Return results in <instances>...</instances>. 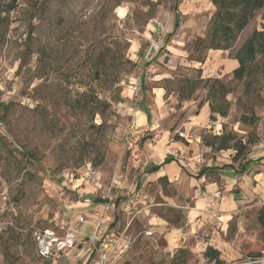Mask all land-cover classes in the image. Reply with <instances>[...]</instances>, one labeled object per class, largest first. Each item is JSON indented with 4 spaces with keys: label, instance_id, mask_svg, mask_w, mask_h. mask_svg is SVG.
<instances>
[{
    "label": "rangeland",
    "instance_id": "1",
    "mask_svg": "<svg viewBox=\"0 0 264 264\" xmlns=\"http://www.w3.org/2000/svg\"><path fill=\"white\" fill-rule=\"evenodd\" d=\"M214 12L209 0H0V192L7 188L11 201L0 212V264H53L37 257L33 233L57 230L71 202H84L93 187L99 198L113 180L121 182L112 189L120 226L128 221L122 203L134 199L185 236L170 249L161 233L141 235L124 264H170L179 249L189 250L187 264H216L204 257L208 246L224 264H264V166L256 181L252 171L239 172L264 155V78H253L246 94L227 67L263 30L264 9L231 49H196L210 36ZM171 17L178 27L173 21L164 30ZM156 18L164 26L147 30ZM208 79L229 90L228 105L209 93ZM191 84L197 89L185 100ZM211 105L226 116L212 120ZM136 110L151 122H137ZM251 111L254 126L241 121ZM223 133L256 142L234 161L235 150L204 143ZM165 155L177 161L176 177L138 189L141 172ZM224 166L200 179L202 170ZM144 230L151 229L136 219L132 233ZM76 260L73 252L57 264Z\"/></svg>",
    "mask_w": 264,
    "mask_h": 264
},
{
    "label": "trees",
    "instance_id": "2",
    "mask_svg": "<svg viewBox=\"0 0 264 264\" xmlns=\"http://www.w3.org/2000/svg\"><path fill=\"white\" fill-rule=\"evenodd\" d=\"M209 1L215 7L211 33L208 38L203 39L199 37L197 39L195 44L196 49H231L233 43L236 42L237 38L255 18L256 14L264 9V0ZM234 59L238 62V67L233 71V77L239 83L244 84V92L249 94L251 92L253 78H255L257 75H261L264 78V27L263 30L256 29L251 33L241 48L234 55ZM196 61L200 63L203 62V60L199 59H196ZM206 84H210L209 93H214L216 98L224 101L225 104L228 105V102L225 100V98L229 94V90L218 79L214 81L208 79ZM196 89L197 85L191 84L188 93L184 95V99H191ZM2 107L7 108L5 105H2ZM210 108L212 120L215 121L216 115L221 117L226 116L225 108L217 107L215 105H211ZM258 120L259 118L253 111H251L248 115H244L241 119L243 123L250 126H254ZM255 142L256 141L254 139H251L248 140V142L243 143L242 140H238L236 136L231 133H223L222 135H215L211 139H204L205 145L217 152L235 150L236 155L234 156V161L243 158L248 147L253 145ZM172 160L174 161L175 159H168L165 163L151 168L150 172L159 170ZM246 164L241 166L239 172L245 171ZM222 168L226 167L224 166ZM229 168L233 169L231 165ZM98 201H100V199H98ZM258 222L261 228L264 229V207H262L258 213ZM189 256V250L179 249L170 264H187ZM204 257L209 262L224 264V261L221 259V253L211 246H208L205 250ZM122 264H124V261Z\"/></svg>",
    "mask_w": 264,
    "mask_h": 264
},
{
    "label": "built area",
    "instance_id": "3",
    "mask_svg": "<svg viewBox=\"0 0 264 264\" xmlns=\"http://www.w3.org/2000/svg\"><path fill=\"white\" fill-rule=\"evenodd\" d=\"M112 189L121 190V182L113 180L111 189L99 196V207L91 218L77 215L74 219H62L57 224L59 230L44 229L33 233L36 244V254L42 261H50L57 256L73 250L92 252L94 264H122L127 254L132 250L141 235L152 236L153 232L144 230L139 234L132 233L134 221L140 216L144 208L139 202L129 199L123 204L128 221L116 229L113 228L115 203ZM220 196V193H216ZM11 203L7 188L0 192L1 213L8 210ZM89 224L91 234L79 232L82 225ZM10 222L6 227L13 228ZM0 223V230H1Z\"/></svg>",
    "mask_w": 264,
    "mask_h": 264
},
{
    "label": "crops",
    "instance_id": "4",
    "mask_svg": "<svg viewBox=\"0 0 264 264\" xmlns=\"http://www.w3.org/2000/svg\"><path fill=\"white\" fill-rule=\"evenodd\" d=\"M126 14H127V12L124 13V16H126ZM173 21L175 22V25L178 27V23H177L176 17H175V19H173L171 17V18H168L167 19V21H166L167 22L166 23V27L164 28V30L170 28L172 26V24H173ZM154 22H156V25H157L158 28H159V26L160 27L164 26V25H162L163 23H162L161 19H159V18L157 19L156 18V19L151 20V22L149 24H147L146 29L149 30L151 23L153 24ZM147 30H145V32ZM145 32L143 34H141V37H143V40H145L146 43H148V46H151L150 42L153 43V41L147 39V37L145 35L146 34ZM161 32H164V31H155V32H151L150 31L149 35L151 37H154V35L156 33H159L160 34ZM135 46L137 48L138 45L136 44ZM152 47H154V46H152ZM140 48H142V46H140ZM145 50H146L145 51V53H146L147 50H148L147 49V46H146V49ZM144 56H142V57H144ZM230 61H231V63L227 67L228 68L230 67L228 70H232L233 71V70H235L238 67V62L235 59L234 60H230ZM143 113L141 111H137L136 110L135 111V118L137 119V122H139V121L142 122V125H148L151 122L152 118L151 117L149 118L146 114L144 116ZM207 113H208V109L207 108H204L203 113L200 115L201 118L198 121H202L201 119L203 117L207 116ZM140 115H143L144 117L142 118ZM170 158L172 159L174 157H172L171 155H165L164 156V159H162V160H160V159L157 158L155 161H152L150 163V165L141 172L140 179L137 182V186L139 187V183L140 184H142V183H148L150 181H155V180H158L159 178H162V177H165V176H174V177H176V172H175L174 169H176V167L179 166L176 163L177 162L176 160H174V161L172 160L170 163L165 164L163 167H161L157 171L150 172V169L151 168L156 167V166H159L162 163H165ZM246 163H245L246 164L245 165V171L246 172L248 170L250 172L252 171L250 173L251 174V176H250L251 177V180H253V181L258 180V176L261 175V173H259L260 172L259 169L262 166H264L262 164V163H264V155H261V156L257 157L256 159H249ZM212 168H214V169H212ZM217 169H222V167H211V168H207V170H205V169L202 170L203 171V172H201L202 174L199 175L200 176V179L206 173H208L209 171L216 172V171H218ZM169 172H171V174H169ZM218 172L221 173L222 171H218ZM225 172H227V171H225ZM230 172L232 174L233 173L236 174L235 173V170H231ZM237 175L238 174H236L235 176H237ZM237 178H238V176H237ZM213 186H214V184L209 185L208 188H207L208 191L212 192L213 191ZM138 189H140V187ZM96 193H97V189L95 187H93L92 188V191L89 192V194L87 195L86 200L84 202H82V201H79V202H71L72 204H71V206L68 207L69 208V211L67 213V216L64 215L65 219H74L77 215H84L87 218H91L93 216V214L95 213V211L97 210V208L99 207V201H98L99 198L98 197L95 198V196L97 195ZM123 204L124 203H122V205H121V211L122 212L124 211ZM141 208H144L145 210L142 211V213L137 218V220H139L143 224L147 225L151 229V230H148V231L155 232V233L156 232L161 233L163 235V238H165V240L167 241L168 248H170V249H172V248L173 249L174 248H178V247L181 246L182 240H183V238H185V236L182 235L181 233H179L180 232L179 230H174V229L171 230L169 228V226L163 220L158 219L155 216L154 217L153 216H150V212L151 211L149 210L150 209L149 206H145V207L143 206ZM116 211H117V209H116V204H115L114 223H112L114 229H116L122 223L125 222L124 219L121 218L120 216L117 218V216H116V213L117 212ZM73 212H75V213L73 215H71ZM189 215H190V213H189ZM57 230H59V228ZM91 231H92V228H91V226L89 224H84L79 229V232H81L83 234H86V235L91 234ZM73 252H75L76 255H77V260L74 262V264H94V255H93L92 252H84V251H78V250H73V251H71L69 253L61 254V255L57 256L55 259H53V260L44 261V262L57 264V262H58L59 259L66 258V257L70 256V254L73 253Z\"/></svg>",
    "mask_w": 264,
    "mask_h": 264
}]
</instances>
